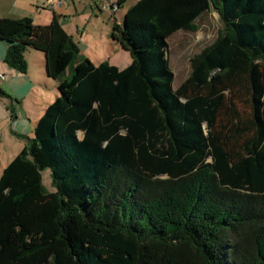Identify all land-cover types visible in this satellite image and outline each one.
I'll use <instances>...</instances> for the list:
<instances>
[{
    "label": "trees",
    "instance_id": "16d2710c",
    "mask_svg": "<svg viewBox=\"0 0 264 264\" xmlns=\"http://www.w3.org/2000/svg\"><path fill=\"white\" fill-rule=\"evenodd\" d=\"M209 11L222 28L173 89L167 40ZM111 39L125 69L56 15L0 19L4 62L43 53L57 84L0 174V264H264V0H137Z\"/></svg>",
    "mask_w": 264,
    "mask_h": 264
},
{
    "label": "crops",
    "instance_id": "0c3cea01",
    "mask_svg": "<svg viewBox=\"0 0 264 264\" xmlns=\"http://www.w3.org/2000/svg\"><path fill=\"white\" fill-rule=\"evenodd\" d=\"M52 1L0 0V19L29 17L35 25H45L56 15L62 29L76 43L81 56L92 64L108 62L119 69H125L131 63L129 52L111 39L110 30H102L100 37L86 32V29L79 32L76 19L80 25L87 26L90 22L88 18L84 19L86 14H80L69 0H61V6L48 7ZM117 1H110L109 7L103 3L97 5L101 12H111L114 18L112 27L119 25V16L116 14L119 8L115 7ZM135 1L132 0L131 4ZM77 32L80 33L79 40L75 42L74 34ZM100 50L103 53L108 51V55L101 56ZM6 51L7 45L0 42V75L3 76L0 79V174L20 153L27 140L33 138L38 120L57 98V84L46 76L44 58L40 52L30 51L25 55L27 71L21 74L4 62Z\"/></svg>",
    "mask_w": 264,
    "mask_h": 264
},
{
    "label": "rangeland",
    "instance_id": "374dc122",
    "mask_svg": "<svg viewBox=\"0 0 264 264\" xmlns=\"http://www.w3.org/2000/svg\"><path fill=\"white\" fill-rule=\"evenodd\" d=\"M75 4L80 14H86L84 19L88 18L90 22L87 26L80 25L79 20L76 19L77 24L79 25V32H83L86 29V32L94 34L96 36H101V31H112V24L114 18L111 16V12L104 11L101 12L97 5L103 3L107 6L110 1L114 0H69ZM132 0H128L116 14H118V22L120 25L123 24L124 15L127 9L132 5ZM109 7V4H108ZM41 10V9H40ZM40 12L39 10H37ZM36 15V14H35ZM115 16V15H114ZM73 19V18H72ZM78 20V21H77ZM91 20V21H90ZM87 21V22H88ZM86 22V24H87ZM50 23V22H49ZM48 23V24H49ZM198 30L196 32H189L180 30L174 33L169 39L168 42V57L169 64L174 74L173 89H177L178 86L189 76L191 67V59L199 54L205 47L212 44L217 37V32L222 28V23L219 19V16L214 11H209L204 13L197 21ZM47 25V24H45ZM79 32L74 34V41L78 42ZM86 32L84 34H86ZM111 37V36H110ZM107 40V38H105ZM76 44V43H75ZM43 56V53H39ZM99 54L108 55V51L103 53V50H100ZM81 56V54H80ZM72 73V68H69L66 71L65 76H69ZM79 136L82 137L81 133ZM42 182L44 187L48 191H53L52 178L50 170L46 169L42 172Z\"/></svg>",
    "mask_w": 264,
    "mask_h": 264
},
{
    "label": "built area",
    "instance_id": "2783aa9c",
    "mask_svg": "<svg viewBox=\"0 0 264 264\" xmlns=\"http://www.w3.org/2000/svg\"><path fill=\"white\" fill-rule=\"evenodd\" d=\"M61 4H62L61 0H53L52 2L48 3V7H52L53 5L61 6ZM115 7H116V5H115ZM103 9H105V7H103ZM0 79H3L2 75H0Z\"/></svg>",
    "mask_w": 264,
    "mask_h": 264
}]
</instances>
